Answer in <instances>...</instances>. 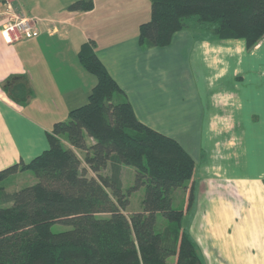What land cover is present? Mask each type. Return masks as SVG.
I'll use <instances>...</instances> for the list:
<instances>
[{"label": "crops", "instance_id": "0c3cea01", "mask_svg": "<svg viewBox=\"0 0 264 264\" xmlns=\"http://www.w3.org/2000/svg\"><path fill=\"white\" fill-rule=\"evenodd\" d=\"M74 1L0 0V29L25 16L39 32L11 45L0 35V171L41 154L53 125L87 102L96 78L78 52L93 41L142 123L174 139L160 127L193 137L183 148L196 163L200 212L190 232L185 215L182 226L203 264H264V37L247 49L191 25L167 46L144 48L138 29L150 18L149 0H106L103 8L93 0L90 11H67ZM11 75L29 81L22 107L3 90ZM124 172L132 176L125 168L122 182ZM174 194L184 207L186 192Z\"/></svg>", "mask_w": 264, "mask_h": 264}, {"label": "trees", "instance_id": "16d2710c", "mask_svg": "<svg viewBox=\"0 0 264 264\" xmlns=\"http://www.w3.org/2000/svg\"><path fill=\"white\" fill-rule=\"evenodd\" d=\"M149 2L150 18L138 29L144 48L167 46L191 25L218 39L243 40L247 49L264 37V0ZM92 8L93 0H76L67 11ZM78 58L96 78L87 102L53 125L41 154L0 171V264H203L182 226L196 197L195 160L176 139L137 118L93 41ZM3 90L19 107L32 95L24 75L9 76ZM124 167L134 170L129 188ZM18 172H30L35 182L6 192L5 181ZM141 188V209L127 212ZM176 190L186 192L181 209L173 206ZM158 215L167 223L162 229Z\"/></svg>", "mask_w": 264, "mask_h": 264}, {"label": "rangeland", "instance_id": "374dc122", "mask_svg": "<svg viewBox=\"0 0 264 264\" xmlns=\"http://www.w3.org/2000/svg\"><path fill=\"white\" fill-rule=\"evenodd\" d=\"M75 2V1H74ZM108 3L106 0H101L99 2V0H97V6H102V8L104 6H107ZM119 6V4H118ZM199 113H195V116L197 117ZM162 130H166V132H168L169 134H171L172 136H174L177 140L180 141V143L183 145V147L185 146L187 149L190 148V144L192 143L191 140H193V137H189L188 135H186L182 129H172V128H166V127H160ZM126 169H129L132 172V176L130 175L129 172H124V177H123V183H124V187L125 188H129L133 185L134 183V170L131 167H124ZM19 173V174H18ZM15 173L17 175H11L6 181H5V190L6 192H13V191H17L21 188H24L26 186H29L30 182L33 180H35L34 176L30 173V172H18ZM195 180V177H194ZM180 194V192H179ZM143 195H144V189H139L134 191L131 196H130V203L129 206L127 208V212H137L141 209V201L143 199ZM178 199L180 200V195H177ZM187 199V198H186ZM179 200H177L175 194H174V200H173V206L175 208H179L181 209L182 206H179L178 202ZM181 201V200H180ZM182 202V201H181ZM186 200L184 203V207L186 205ZM204 208V205L201 207V210ZM206 211H208V207L205 208ZM199 212L197 210V207L193 204V207L191 208L190 211H188L187 213H185V217H184V226L185 228H187L190 232L191 229V225L193 223V220L195 217L199 216ZM167 225L166 221L160 216H157V220H156V226L157 229H162L161 226L162 225ZM164 228V227H163ZM63 228L61 226H55L53 228V230L55 231H60ZM187 231V230H186ZM200 257V256H199ZM173 260H170V262H172ZM202 261V259H201ZM203 263V262H202Z\"/></svg>", "mask_w": 264, "mask_h": 264}, {"label": "built area", "instance_id": "2783aa9c", "mask_svg": "<svg viewBox=\"0 0 264 264\" xmlns=\"http://www.w3.org/2000/svg\"><path fill=\"white\" fill-rule=\"evenodd\" d=\"M0 35L8 45L22 39L36 38L39 35L36 19L25 16L16 17L2 25Z\"/></svg>", "mask_w": 264, "mask_h": 264}]
</instances>
